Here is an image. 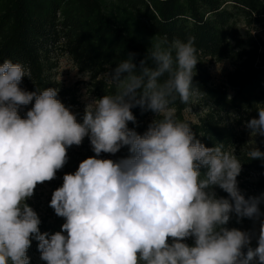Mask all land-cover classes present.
<instances>
[{
    "label": "clouds",
    "instance_id": "1",
    "mask_svg": "<svg viewBox=\"0 0 264 264\" xmlns=\"http://www.w3.org/2000/svg\"><path fill=\"white\" fill-rule=\"evenodd\" d=\"M135 55L106 73L115 91L88 99L82 123L57 98L58 88L26 91L24 65L0 64V264H30L32 237L46 264H264V193L246 197L235 152L224 143L205 146L173 107L204 94L193 85L200 62L194 38L158 40L139 67ZM33 100L21 118L19 108ZM262 105L245 122L250 160H264L255 143L264 137ZM136 107L156 114L142 135L128 127ZM85 137L96 155L65 174L50 201L65 223L59 232L41 233L26 200L37 184L56 178L67 149ZM122 146L127 158H97ZM233 216L237 223L259 221L258 235L229 228Z\"/></svg>",
    "mask_w": 264,
    "mask_h": 264
},
{
    "label": "trees",
    "instance_id": "2",
    "mask_svg": "<svg viewBox=\"0 0 264 264\" xmlns=\"http://www.w3.org/2000/svg\"><path fill=\"white\" fill-rule=\"evenodd\" d=\"M264 0H0V64L10 59L24 65L29 77L20 87L26 91L58 88L57 98L82 123L84 108L74 87L58 78L62 59L85 74L84 88L91 98H101L115 91L107 83L110 68L135 53L134 63L145 58L151 44L167 37L187 41L194 38L197 63L193 85L204 94L194 95L185 105L177 99L178 119L190 123L196 137L207 147L224 143L242 162L237 177L243 194L264 193V160H250L245 122L258 117L257 105L264 104ZM228 62L232 69L224 82H211L209 67ZM34 100L18 110L21 118L33 107ZM198 106L195 121L184 111ZM264 106V105H262ZM136 123L130 129L143 134L156 119L151 111L132 109ZM90 139L67 149V162L52 181L37 184L26 203L40 218L41 233L61 231L65 219L50 207L52 193L63 184L65 174L74 173L86 158L95 156ZM130 155L127 146L116 154L101 153L97 158L119 160ZM258 174L257 183L251 174ZM218 196L227 193L216 188ZM264 210V203L260 205ZM66 235V233H64ZM38 241L32 237L27 250L30 264L37 256ZM253 248L256 245H251ZM246 252V249H245Z\"/></svg>",
    "mask_w": 264,
    "mask_h": 264
},
{
    "label": "rangeland",
    "instance_id": "3",
    "mask_svg": "<svg viewBox=\"0 0 264 264\" xmlns=\"http://www.w3.org/2000/svg\"><path fill=\"white\" fill-rule=\"evenodd\" d=\"M259 35L264 39V30L259 31ZM232 69V65L228 62L213 64L209 67V73L211 76V82L214 85L220 84L224 82L226 73ZM58 78L63 82L64 85L74 87L76 90V95L78 98V101L82 105V107L85 109V105L91 97L86 93V90L84 88V81L86 80L85 74L79 73L73 65L66 60L65 58L61 60L59 68L57 70ZM69 108V107H68ZM72 113H74L75 108H69ZM201 111V109L198 106H191L190 108H187L184 111V116L191 120L195 121L196 114H198ZM247 141H248V147L252 145L253 138L249 135V130H247ZM255 143L256 146L259 147L261 151H264V137L257 136L255 137ZM251 180L253 183H257L258 181V174H251L250 175ZM259 184L256 186H253L251 188V195L252 196H259L261 193V188L255 191V187H258ZM262 204V203H261ZM261 213H264V210L260 207ZM260 219H264V215L261 216ZM229 228H238L242 231L251 232L256 235H258L259 231V221H253L249 220L247 218H244L239 223H237L236 217L233 216L228 224ZM188 244H192L193 241L191 239H188L186 241ZM252 245H256V239L255 236L252 240ZM33 264H46L45 261L41 260L40 256H37L33 260Z\"/></svg>",
    "mask_w": 264,
    "mask_h": 264
}]
</instances>
